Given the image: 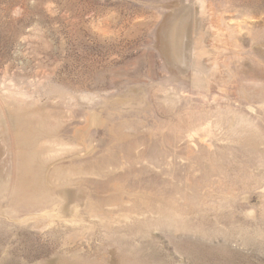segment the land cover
Here are the masks:
<instances>
[{"label":"rangeland","instance_id":"obj_1","mask_svg":"<svg viewBox=\"0 0 264 264\" xmlns=\"http://www.w3.org/2000/svg\"><path fill=\"white\" fill-rule=\"evenodd\" d=\"M0 264H264V0H0Z\"/></svg>","mask_w":264,"mask_h":264},{"label":"bare ground","instance_id":"obj_2","mask_svg":"<svg viewBox=\"0 0 264 264\" xmlns=\"http://www.w3.org/2000/svg\"><path fill=\"white\" fill-rule=\"evenodd\" d=\"M212 27H213V26H212ZM200 48H201V47H200ZM202 50H203V49H202ZM199 51H200V49H199ZM209 51H210V50H209ZM209 51H208V52H209ZM208 52H207V53H208ZM201 56H202V55H201ZM203 56H204V55H203ZM200 58H201V57H200ZM179 59H180V58H179ZM197 72H198V71H196L194 74H198ZM196 76L198 77V75H196ZM206 80H207V79H206Z\"/></svg>","mask_w":264,"mask_h":264}]
</instances>
